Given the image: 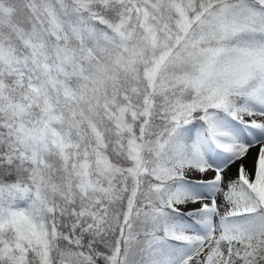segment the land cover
Wrapping results in <instances>:
<instances>
[{
	"label": "snow or ice",
	"instance_id": "obj_1",
	"mask_svg": "<svg viewBox=\"0 0 264 264\" xmlns=\"http://www.w3.org/2000/svg\"><path fill=\"white\" fill-rule=\"evenodd\" d=\"M0 264H264V0H0Z\"/></svg>",
	"mask_w": 264,
	"mask_h": 264
}]
</instances>
